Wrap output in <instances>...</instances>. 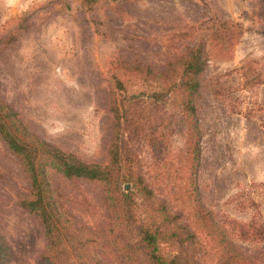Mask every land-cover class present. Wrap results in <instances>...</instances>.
<instances>
[{"label": "rangeland", "instance_id": "rangeland-1", "mask_svg": "<svg viewBox=\"0 0 264 264\" xmlns=\"http://www.w3.org/2000/svg\"><path fill=\"white\" fill-rule=\"evenodd\" d=\"M197 46L203 47L207 63L196 104V181L189 180L188 126L178 100H152L150 85L141 83L153 73L119 71L132 79L123 96L140 98L123 131L125 161L132 159L125 171L142 174L174 210L183 211L198 196L224 225L262 223V0H106L92 5L85 0H0V101L42 141L84 162L106 165L114 135L109 84L114 63L159 73L172 57ZM57 187L80 222L95 228L106 221L100 185L58 180ZM130 189L124 185V191ZM28 190L21 163L0 134L4 264H40L46 253L48 239L39 218L20 205V195ZM234 240L244 255H264V243ZM65 248L67 264H81L78 251Z\"/></svg>", "mask_w": 264, "mask_h": 264}, {"label": "trees", "instance_id": "trees-1", "mask_svg": "<svg viewBox=\"0 0 264 264\" xmlns=\"http://www.w3.org/2000/svg\"><path fill=\"white\" fill-rule=\"evenodd\" d=\"M85 1L92 5L106 0ZM206 63L201 46L172 57L166 70L159 73L114 63L109 78L114 135L106 165L84 162L42 141L10 106L0 101V134L19 159L29 183L28 192L20 195V205L39 218L48 239L40 264H67L65 246L78 251L81 264H264V255L248 257L234 240L264 243V222L224 225L200 204L198 196L183 211L174 210L156 196L142 174L125 171L132 159L125 161L123 131L140 98L132 101L134 95L123 96L132 81L123 74L153 73L156 75L141 83L150 85L152 100L166 101L169 96L178 100L188 126L187 169L194 184L199 164L196 104ZM57 178L100 185L106 221L95 228L80 222L67 207ZM125 184L131 185L128 192L123 190ZM5 245L0 238V264L8 259Z\"/></svg>", "mask_w": 264, "mask_h": 264}]
</instances>
